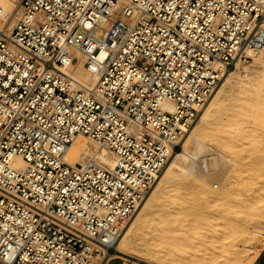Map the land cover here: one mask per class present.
Returning a JSON list of instances; mask_svg holds the SVG:
<instances>
[{"label": "built area", "instance_id": "2783aa9c", "mask_svg": "<svg viewBox=\"0 0 264 264\" xmlns=\"http://www.w3.org/2000/svg\"><path fill=\"white\" fill-rule=\"evenodd\" d=\"M19 9L0 29V262L128 264L112 255L116 241L171 152L223 73L264 49V0H20ZM73 48L91 87L69 73ZM78 134L111 149L114 167L69 163Z\"/></svg>", "mask_w": 264, "mask_h": 264}, {"label": "bare ground", "instance_id": "6f19581e", "mask_svg": "<svg viewBox=\"0 0 264 264\" xmlns=\"http://www.w3.org/2000/svg\"><path fill=\"white\" fill-rule=\"evenodd\" d=\"M13 1L14 0H0V29L5 30L6 32L12 28L14 24L13 22L16 21L19 13H16V5ZM71 53L73 59L69 70L70 75L78 83L85 87H91L95 82V78L85 65V58L82 51L73 48L71 49ZM248 56L251 57V59L253 58L254 66L261 69L259 86H255L252 90L257 89L264 99V49L250 51ZM248 75V68L241 64L240 59L235 62L232 69L229 68L223 73L219 88L202 106L200 110L201 113L198 119L194 122L188 135L184 138L180 150H174L171 152L162 170L161 177L158 176L160 179L157 184L147 196L145 202L141 204L142 206H140L137 214L132 219L122 236L119 235L120 238L118 237L115 244V253L112 255L120 259L134 257L137 261L143 260V258H140L136 254L132 255L130 254V251H128L127 242L131 237L132 230L142 219L143 211L153 198L155 199L158 195L163 194L166 201H169L170 203L172 202L168 199L175 196L178 191L177 189H180V187L176 186L175 189L173 188V191L170 189L172 192H166L163 190V185L165 186L166 182H177V179L189 176L202 183V194L205 197H209V199H211L210 201H213V204L217 201L214 206L216 209L211 214V219L216 220L214 224L215 227L213 225L212 229L209 227L203 229L200 233L197 232L202 236L203 240L209 239V242H211L210 245L215 249V254H213L212 258H209L204 264H252L255 261L264 247V164H261L260 161L258 163L257 161L258 164L255 162L257 165L254 164V169H250L246 174L240 175L239 179H235L237 180L236 183L230 180L229 184L232 186L234 185L233 189L231 186V189L228 187L215 191L213 189V184L211 183V178L214 171L219 169L223 162L220 164V159L215 156L214 165H210V162L204 153H207L206 151H209V149L211 150V148L199 137V134L204 131L207 124L211 123L212 112L214 111L216 103L220 99L224 88L230 85L234 78L240 76L244 79L245 77H248ZM245 80L247 79L245 78ZM234 84L236 85V82ZM167 104L172 107L171 103ZM128 128L132 131L140 129L139 125L131 119L128 122ZM188 131L189 130L187 129L186 132ZM191 144L193 145L191 146ZM65 159L69 163L76 165L85 164L88 160H94L107 169L113 168L117 162V156L111 149L97 147L89 137L82 134L73 137L71 143L67 147ZM251 160L254 161V159ZM174 168H178L180 173L173 175L172 170ZM183 204L184 203L182 202V205ZM163 205L166 206V204ZM171 207L172 206L168 205L167 208H165L163 215L168 216V218L167 216H165V218L170 219L172 216H177L180 217V219H183L181 217L184 216H182L181 212L176 211L177 209L175 210L174 206ZM188 219L189 218H187V220ZM179 221L178 226L169 229L168 232L173 236L182 239L189 240L194 238L193 234L195 231L192 230V232H189L187 229L188 226H191H187V223L183 222L185 220ZM194 221L195 219L191 222V225ZM166 236V232H163V237H165V239ZM255 238L259 240L254 243L253 240ZM167 242L165 240V243Z\"/></svg>", "mask_w": 264, "mask_h": 264}, {"label": "rangeland", "instance_id": "374dc122", "mask_svg": "<svg viewBox=\"0 0 264 264\" xmlns=\"http://www.w3.org/2000/svg\"><path fill=\"white\" fill-rule=\"evenodd\" d=\"M13 2L16 5V13H18L19 0H14ZM240 60L241 64L248 68L249 75L245 77L247 80L238 76L240 79L234 78L230 85L224 88L212 112L211 123L207 124L204 131L199 134L200 139L211 148V150L206 151L207 153H204L210 165H214L215 156L220 159V164L223 162L221 167L214 171L211 178L215 191L228 187L231 189L232 185L229 184V181L232 180L236 183L237 180L235 179H239L240 175L246 174L250 169H254V164L257 161L264 164V99L257 89L252 90L255 86H259L261 69L254 66V60L251 57ZM221 81H219L209 99L219 88ZM235 82L236 85L234 84ZM194 122L188 128L189 131L185 133L176 150H180L181 144L190 132ZM251 159H254V161ZM162 172L159 175L160 177ZM179 173L178 168L172 170L173 175ZM160 177L156 179L141 204L145 202ZM176 186H179L180 189H177L178 191L172 197L173 199H168L172 202L166 201L163 194H160L161 197L158 195L159 197L153 198L143 211L142 219L131 232V237L127 242L128 251L132 255H138L143 260L137 261L134 257H128V259H122L123 261L128 264H204L215 254V249L210 245L209 239L203 240L202 236L197 232L200 233V231L209 227L212 229L216 220L211 219V214L216 209L214 206L217 201L213 204V201H210L209 197H205L202 194V183L194 180L192 177H181L177 179V182L168 181L165 183V186L163 185V190L172 192ZM233 188L234 185L232 186ZM182 202L184 203L183 205ZM141 204L125 225L120 236H122L137 214L140 206H142ZM163 204H166V206ZM167 204L172 207L174 206L175 210L177 209L176 211H180L182 216H188L187 218L189 219L187 220L184 217L180 219L177 216L166 219L165 216L167 215H163V212L167 208ZM194 219L195 221L191 225ZM179 220H185L183 222H186L187 226H191H188L187 229L189 232L195 231V233L193 232L194 234L192 233L194 238L189 240L182 239L168 232L169 229L178 226ZM163 232L167 234L166 239L163 237ZM165 240L168 242L165 243ZM258 240L255 238L253 242L255 243ZM258 261H261L260 264H264V255L260 258L259 253L252 264H258ZM0 264L2 263L0 262ZM110 264H122V262L116 259Z\"/></svg>", "mask_w": 264, "mask_h": 264}, {"label": "crops", "instance_id": "0c3cea01", "mask_svg": "<svg viewBox=\"0 0 264 264\" xmlns=\"http://www.w3.org/2000/svg\"><path fill=\"white\" fill-rule=\"evenodd\" d=\"M264 255V248L262 249V251L260 252V258H261V256H263ZM261 263V261H258V264H260Z\"/></svg>", "mask_w": 264, "mask_h": 264}]
</instances>
